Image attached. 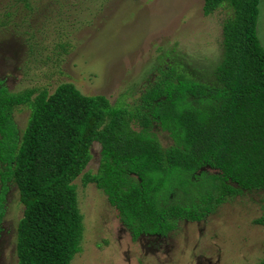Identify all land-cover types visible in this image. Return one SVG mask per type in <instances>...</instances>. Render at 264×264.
I'll return each mask as SVG.
<instances>
[{
    "label": "trees",
    "instance_id": "16d2710c",
    "mask_svg": "<svg viewBox=\"0 0 264 264\" xmlns=\"http://www.w3.org/2000/svg\"><path fill=\"white\" fill-rule=\"evenodd\" d=\"M259 1L203 0L204 16L219 8L228 12L210 80L190 74L179 59L167 64L164 53L132 105L82 95L67 82L52 93L15 94L0 82V224L13 186L23 207L16 264H71L79 253L78 177L106 197L133 241L165 236L179 221H199L226 197L264 192ZM17 6L29 9L28 0ZM23 106L29 117L18 134L12 113ZM153 124L167 133L170 147L162 148L150 133ZM93 143L99 145L97 170L83 172ZM253 222L264 225L262 218Z\"/></svg>",
    "mask_w": 264,
    "mask_h": 264
},
{
    "label": "rangeland",
    "instance_id": "374dc122",
    "mask_svg": "<svg viewBox=\"0 0 264 264\" xmlns=\"http://www.w3.org/2000/svg\"><path fill=\"white\" fill-rule=\"evenodd\" d=\"M17 2L0 0V82L9 93H52L67 82L82 95H102L110 104L121 98L125 106L139 97L164 53L167 64L179 59L190 74L210 80L228 15L219 8L204 16L203 0H28L29 9ZM255 31L264 51V0L258 3ZM28 117L25 106L13 111L18 134ZM149 131L162 148L171 146L157 124ZM90 154L83 172L95 173L97 143ZM73 183L83 234L71 264H256L264 258V225L253 222L264 219V192L226 197L199 221H179L165 236L133 241L93 184L82 186L80 177ZM3 208L0 264H16V225L23 207L13 186Z\"/></svg>",
    "mask_w": 264,
    "mask_h": 264
}]
</instances>
